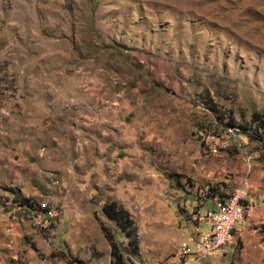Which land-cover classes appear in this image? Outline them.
<instances>
[{"label": "rangeland", "instance_id": "374dc122", "mask_svg": "<svg viewBox=\"0 0 264 264\" xmlns=\"http://www.w3.org/2000/svg\"><path fill=\"white\" fill-rule=\"evenodd\" d=\"M256 116L264 0H0V264H112L101 224L124 264H178L189 211L214 207L204 187L235 188L245 156L264 171ZM224 117L241 147L206 157L194 131ZM19 198L56 217L7 219ZM252 252L233 237L205 264H264Z\"/></svg>", "mask_w": 264, "mask_h": 264}, {"label": "built area", "instance_id": "2783aa9c", "mask_svg": "<svg viewBox=\"0 0 264 264\" xmlns=\"http://www.w3.org/2000/svg\"><path fill=\"white\" fill-rule=\"evenodd\" d=\"M219 121L218 125L214 127L201 124L194 131L195 137L199 140L201 152L206 157L217 156L232 145L236 148L241 147L242 143L238 136L239 127L228 123L225 117ZM243 162L247 177L252 170L251 158L245 156ZM216 188L214 185L205 186L204 191L202 190L203 198H209V201L214 205L213 208L189 211L190 220L199 226L194 227L195 232L182 246L178 264H205L206 261L217 255L222 247L231 242L236 225L244 219L249 206V188L244 184L237 185L225 195L218 193ZM11 205H13L11 211L17 212V214L11 216L8 213L7 219L9 220L19 217L21 220L30 221L32 225H37L39 228H47L48 224H51L56 217L53 204L24 201V198H19ZM202 226H205L206 230H201Z\"/></svg>", "mask_w": 264, "mask_h": 264}, {"label": "crops", "instance_id": "0c3cea01", "mask_svg": "<svg viewBox=\"0 0 264 264\" xmlns=\"http://www.w3.org/2000/svg\"><path fill=\"white\" fill-rule=\"evenodd\" d=\"M259 172L261 173L258 175L250 173L251 175L249 174L247 177L243 176L236 184L246 185L249 188L250 198L244 219L235 227L234 237L240 239L245 247L251 246L255 253L264 248V232L261 230V228L264 229V178H262L264 171L260 168ZM230 191H226L225 194Z\"/></svg>", "mask_w": 264, "mask_h": 264}, {"label": "trees", "instance_id": "16d2710c", "mask_svg": "<svg viewBox=\"0 0 264 264\" xmlns=\"http://www.w3.org/2000/svg\"><path fill=\"white\" fill-rule=\"evenodd\" d=\"M254 121H257L258 127L264 129V119H261L260 117L256 116ZM101 211L104 216L110 221H113L116 224L115 226H117L124 233L125 237L128 238V245L130 251L135 254L138 248L136 237L137 227L129 211L114 200L105 202L101 206ZM101 229L103 230L104 236L107 238L110 244L112 264H124L125 260L122 254L117 252V244L113 240V237L110 234L109 230L104 224H101ZM77 262L78 264L81 263V261Z\"/></svg>", "mask_w": 264, "mask_h": 264}, {"label": "water", "instance_id": "95a60500", "mask_svg": "<svg viewBox=\"0 0 264 264\" xmlns=\"http://www.w3.org/2000/svg\"><path fill=\"white\" fill-rule=\"evenodd\" d=\"M245 204H246V202H245Z\"/></svg>", "mask_w": 264, "mask_h": 264}]
</instances>
